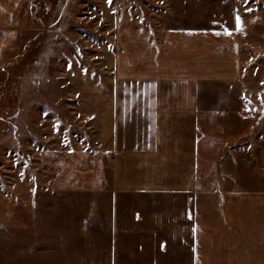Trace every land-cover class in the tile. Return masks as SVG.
<instances>
[{
  "label": "rangeland",
  "instance_id": "obj_1",
  "mask_svg": "<svg viewBox=\"0 0 264 264\" xmlns=\"http://www.w3.org/2000/svg\"><path fill=\"white\" fill-rule=\"evenodd\" d=\"M12 28L0 61V264L191 263L193 202L148 203L147 223L150 206L125 199L115 220L88 168L89 134L112 117L120 37L174 30L229 35L239 67L233 95L215 91L228 97L204 114L211 133L184 194L201 196L198 253L264 264V0H26Z\"/></svg>",
  "mask_w": 264,
  "mask_h": 264
},
{
  "label": "crops",
  "instance_id": "obj_2",
  "mask_svg": "<svg viewBox=\"0 0 264 264\" xmlns=\"http://www.w3.org/2000/svg\"><path fill=\"white\" fill-rule=\"evenodd\" d=\"M25 1L0 0V61L14 42L12 27ZM233 41L225 33L188 30L166 31L157 40L134 32L121 36L114 60L112 117L99 115L98 134H89L94 149L90 151L97 154L98 162L95 168L90 160L88 168L97 172L99 188L109 194L103 197L114 204L115 220L125 199L139 203L138 211L148 203L166 206V197L169 202L194 203L190 264H216L218 259L200 258L197 204L201 196L184 194L197 187L204 134L211 133L204 114L213 102L217 104L213 100L220 94L228 97L215 91L234 92L239 67ZM150 208L147 223L155 220V210ZM135 223L140 227L139 221ZM145 228L137 234L148 235Z\"/></svg>",
  "mask_w": 264,
  "mask_h": 264
},
{
  "label": "snow or ice",
  "instance_id": "obj_3",
  "mask_svg": "<svg viewBox=\"0 0 264 264\" xmlns=\"http://www.w3.org/2000/svg\"><path fill=\"white\" fill-rule=\"evenodd\" d=\"M239 24H240V20H239V16H237V26L238 27H239ZM225 31H226V33H228V30L227 29Z\"/></svg>",
  "mask_w": 264,
  "mask_h": 264
}]
</instances>
